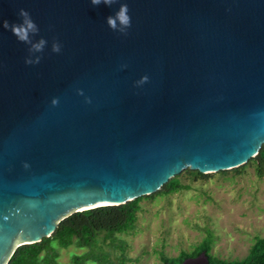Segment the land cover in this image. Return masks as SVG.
Listing matches in <instances>:
<instances>
[{"label":"water","instance_id":"95a60500","mask_svg":"<svg viewBox=\"0 0 264 264\" xmlns=\"http://www.w3.org/2000/svg\"><path fill=\"white\" fill-rule=\"evenodd\" d=\"M121 3L127 35L106 23ZM21 8L48 41L39 64L2 27ZM263 147L264 0H0V264L76 212L187 169L240 168Z\"/></svg>","mask_w":264,"mask_h":264},{"label":"rangeland","instance_id":"374dc122","mask_svg":"<svg viewBox=\"0 0 264 264\" xmlns=\"http://www.w3.org/2000/svg\"><path fill=\"white\" fill-rule=\"evenodd\" d=\"M180 179L189 187L144 199L135 230L120 235L128 245V264H163L162 255L191 252L206 238L212 241L211 254L238 260L256 237H264V173L259 175L254 164L240 172L207 178L186 173ZM82 251L74 245L59 248L58 264H72V254Z\"/></svg>","mask_w":264,"mask_h":264},{"label":"trees","instance_id":"16d2710c","mask_svg":"<svg viewBox=\"0 0 264 264\" xmlns=\"http://www.w3.org/2000/svg\"><path fill=\"white\" fill-rule=\"evenodd\" d=\"M247 164H254L259 175L264 173V147ZM244 166L233 169L240 172ZM225 173L227 171H220ZM195 178H207L198 170L187 169L173 177L164 187L151 195L141 196L117 206H100L76 212L60 221L55 232L40 242L19 246L12 254L8 264H58L59 248L72 245L81 248V253H73L72 264H128L127 243L120 235L136 228L141 202L153 200L160 195L188 188L181 182L183 174ZM212 241L204 239L191 252L182 251L176 257L162 255L163 264H181L185 259L197 257L204 252L210 264H264V237H256L248 254L238 260H226L211 254Z\"/></svg>","mask_w":264,"mask_h":264},{"label":"clouds","instance_id":"9594fccd","mask_svg":"<svg viewBox=\"0 0 264 264\" xmlns=\"http://www.w3.org/2000/svg\"><path fill=\"white\" fill-rule=\"evenodd\" d=\"M92 5H99L104 3L108 6L113 5L117 2V0H90ZM21 21L17 22H9L8 20H3L2 27L6 30H10L12 34L17 38L18 41L29 45L28 52L29 55L25 57L24 63L27 65L39 64L42 56L36 55V53H43L48 41L40 37L38 40H33V36L37 35L40 31L37 23L32 19L30 13L24 9H19L18 12ZM107 25L113 30L121 35H127L128 30L132 26L131 17L129 15V8L127 3H121L118 10L113 14L109 15L106 18ZM62 45L58 40H53L51 44L52 52L59 53L61 51ZM122 68L127 67V65H121ZM149 77L147 75L142 76L139 80L135 81L137 86H141L144 83L148 82ZM80 95H83V90H77ZM86 102H91L90 98L86 97ZM58 100L53 98L52 104L56 105ZM24 167L27 168L29 165L27 163L24 164Z\"/></svg>","mask_w":264,"mask_h":264}]
</instances>
